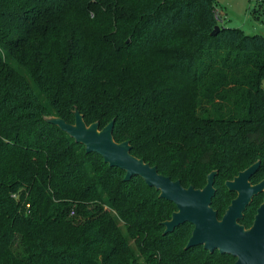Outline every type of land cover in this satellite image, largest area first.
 Masks as SVG:
<instances>
[{
  "label": "trees",
  "instance_id": "1",
  "mask_svg": "<svg viewBox=\"0 0 264 264\" xmlns=\"http://www.w3.org/2000/svg\"><path fill=\"white\" fill-rule=\"evenodd\" d=\"M263 79L264 36L226 26L214 0H0V264H233L186 247L193 224H163L175 203L48 117L112 120L183 187L214 171L221 218L227 180L256 161L250 183L264 179Z\"/></svg>",
  "mask_w": 264,
  "mask_h": 264
},
{
  "label": "water",
  "instance_id": "2",
  "mask_svg": "<svg viewBox=\"0 0 264 264\" xmlns=\"http://www.w3.org/2000/svg\"><path fill=\"white\" fill-rule=\"evenodd\" d=\"M219 30L216 25L212 34ZM48 120L68 133L75 141L83 143L86 152H97L104 162L117 166L125 172V179L141 176L145 183L160 191V195L175 203L177 210L171 218L163 222L166 231H171L182 222L193 224V229L186 247L202 245L204 249H217L220 253H229L236 257L233 264H264V197L257 207L253 224L245 228L239 224L243 211L257 192H264V179L250 183L259 161L240 170L239 174L225 182L228 189L235 191L221 218L210 206L215 172H209L204 187H183L180 181L171 180L169 176L157 171L142 158L130 153V143L126 140L116 142L112 136L113 121L103 128L97 122L87 125L78 110L72 124L66 123L58 116H50Z\"/></svg>",
  "mask_w": 264,
  "mask_h": 264
},
{
  "label": "rangeland",
  "instance_id": "3",
  "mask_svg": "<svg viewBox=\"0 0 264 264\" xmlns=\"http://www.w3.org/2000/svg\"><path fill=\"white\" fill-rule=\"evenodd\" d=\"M214 6L226 26L240 27L248 34L264 36V0H214ZM261 87L264 89V79ZM15 249L19 250V246Z\"/></svg>",
  "mask_w": 264,
  "mask_h": 264
},
{
  "label": "crops",
  "instance_id": "4",
  "mask_svg": "<svg viewBox=\"0 0 264 264\" xmlns=\"http://www.w3.org/2000/svg\"><path fill=\"white\" fill-rule=\"evenodd\" d=\"M219 13H221V12H219ZM221 21H223V18H222V16H221Z\"/></svg>",
  "mask_w": 264,
  "mask_h": 264
},
{
  "label": "built area",
  "instance_id": "5",
  "mask_svg": "<svg viewBox=\"0 0 264 264\" xmlns=\"http://www.w3.org/2000/svg\"><path fill=\"white\" fill-rule=\"evenodd\" d=\"M256 1H261V0H256Z\"/></svg>",
  "mask_w": 264,
  "mask_h": 264
}]
</instances>
